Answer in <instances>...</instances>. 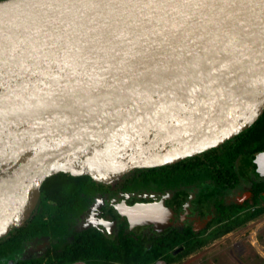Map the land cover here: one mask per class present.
I'll return each instance as SVG.
<instances>
[{
  "label": "water",
  "instance_id": "95a60500",
  "mask_svg": "<svg viewBox=\"0 0 264 264\" xmlns=\"http://www.w3.org/2000/svg\"><path fill=\"white\" fill-rule=\"evenodd\" d=\"M263 111L264 0H0V237L52 174L173 164Z\"/></svg>",
  "mask_w": 264,
  "mask_h": 264
},
{
  "label": "flooded vegetation",
  "instance_id": "af4514ba",
  "mask_svg": "<svg viewBox=\"0 0 264 264\" xmlns=\"http://www.w3.org/2000/svg\"><path fill=\"white\" fill-rule=\"evenodd\" d=\"M235 150L237 184L226 187L219 200L216 186L198 179L170 184L171 178H166L155 187L149 185L154 179L148 184L139 179H86L78 181L76 190L84 195H56L59 187L31 215L36 234L0 260L8 259L6 264L20 259L41 264H148L162 252L155 263L166 264L170 257L228 228L232 219L255 213L264 202V146ZM79 201L83 207L77 206ZM76 206L81 209L74 212ZM241 245L239 241L226 247L232 253ZM236 264L244 261L238 257Z\"/></svg>",
  "mask_w": 264,
  "mask_h": 264
},
{
  "label": "rangeland",
  "instance_id": "374dc122",
  "mask_svg": "<svg viewBox=\"0 0 264 264\" xmlns=\"http://www.w3.org/2000/svg\"><path fill=\"white\" fill-rule=\"evenodd\" d=\"M261 117H264V111L258 120ZM239 146L241 148L244 147L245 150H255L264 146V119L256 125L253 131H250L245 136ZM86 179L93 178L90 175H74L70 172L63 171L44 178L40 184L39 199L34 210L37 212L39 207L38 203L43 199L46 201L48 198L50 199L59 187L60 192H57L56 195L65 196L77 194L78 181ZM181 179L183 178L178 177L176 179H169V181L170 184H173L175 181L177 182ZM146 181L148 184V180ZM165 182L164 180L158 179L149 182V185L153 187L162 186ZM83 192H79L78 195H82ZM260 203L262 205L255 213H251L246 218L232 219L228 224V228L222 229L217 235H209L206 237L207 239L188 248L187 251L170 257V260L165 261L166 264H236L238 257L244 261V264H264V202ZM80 205L83 207V201L78 202L77 206L79 207ZM77 206L74 212L81 209V207L78 208ZM223 233L227 234L223 237ZM224 238L225 240H223ZM225 241L227 244H225ZM239 241H242L244 246L241 245L240 249H235L231 253L230 249H227L226 246ZM161 255H163L162 252H157L147 263L153 264L157 262L161 259ZM7 261L8 259H1L0 264H6Z\"/></svg>",
  "mask_w": 264,
  "mask_h": 264
},
{
  "label": "trees",
  "instance_id": "16d2710c",
  "mask_svg": "<svg viewBox=\"0 0 264 264\" xmlns=\"http://www.w3.org/2000/svg\"><path fill=\"white\" fill-rule=\"evenodd\" d=\"M263 119L264 117H261L257 123H254L243 132L226 140L218 146L212 147L196 155L185 157L173 164L131 169L121 179L164 180L166 178L176 179L179 177L187 181L198 179L205 180L206 182L207 180L209 181L208 183L215 185L218 189L215 194L217 195V200H219V196L225 194L226 187H232L237 184L235 179L238 178V175L237 170H235V163L238 153L236 152L235 147H240V142L248 133H250V131H253L256 125ZM259 190L260 189L256 188L254 191L257 196ZM46 209L51 208L46 207ZM33 213L34 212H32L31 215H33ZM31 215L24 224L11 229L10 232L0 237V258L5 256L9 250L21 246L24 239H28L36 234V222L35 220L32 221ZM14 264L41 263L39 261L20 259Z\"/></svg>",
  "mask_w": 264,
  "mask_h": 264
},
{
  "label": "bare ground",
  "instance_id": "6f19581e",
  "mask_svg": "<svg viewBox=\"0 0 264 264\" xmlns=\"http://www.w3.org/2000/svg\"><path fill=\"white\" fill-rule=\"evenodd\" d=\"M157 264V263H156Z\"/></svg>",
  "mask_w": 264,
  "mask_h": 264
}]
</instances>
